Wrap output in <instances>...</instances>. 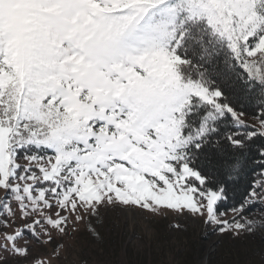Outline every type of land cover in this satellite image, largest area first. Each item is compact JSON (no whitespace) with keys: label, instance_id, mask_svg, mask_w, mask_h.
<instances>
[{"label":"snow or ice","instance_id":"snow-or-ice-1","mask_svg":"<svg viewBox=\"0 0 264 264\" xmlns=\"http://www.w3.org/2000/svg\"><path fill=\"white\" fill-rule=\"evenodd\" d=\"M110 214L264 264V0H0V264H140Z\"/></svg>","mask_w":264,"mask_h":264},{"label":"rangeland","instance_id":"rangeland-1","mask_svg":"<svg viewBox=\"0 0 264 264\" xmlns=\"http://www.w3.org/2000/svg\"><path fill=\"white\" fill-rule=\"evenodd\" d=\"M177 222L172 216L127 219L111 214L101 228L103 248L119 253L126 248L129 259L140 264H227L239 248L226 237L203 239L204 226L190 219L180 218L186 231H174L169 225ZM77 246L91 259L98 245L81 233ZM73 257H69L71 264Z\"/></svg>","mask_w":264,"mask_h":264},{"label":"trees","instance_id":"trees-1","mask_svg":"<svg viewBox=\"0 0 264 264\" xmlns=\"http://www.w3.org/2000/svg\"><path fill=\"white\" fill-rule=\"evenodd\" d=\"M222 86L225 88V90L228 89V85H227V84H224V85H222Z\"/></svg>","mask_w":264,"mask_h":264}]
</instances>
